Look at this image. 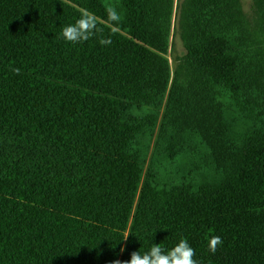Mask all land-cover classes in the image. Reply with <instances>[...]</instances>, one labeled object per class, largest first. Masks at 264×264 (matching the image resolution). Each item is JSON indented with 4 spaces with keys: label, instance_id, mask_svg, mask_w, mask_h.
<instances>
[{
    "label": "trees",
    "instance_id": "1",
    "mask_svg": "<svg viewBox=\"0 0 264 264\" xmlns=\"http://www.w3.org/2000/svg\"><path fill=\"white\" fill-rule=\"evenodd\" d=\"M191 1L193 11L230 2ZM83 11L67 0H0V264H126L181 238L198 264H264V121L241 143L211 119L217 128L202 136L221 177L158 186L131 149L140 126L124 112L164 96L152 76L167 50L137 26L111 34L98 17L101 33L65 42L63 27ZM100 36L112 43L101 46ZM188 43L202 94L250 90L252 60L226 37L200 30ZM168 151L179 153L176 144ZM217 235L212 254L207 241Z\"/></svg>",
    "mask_w": 264,
    "mask_h": 264
},
{
    "label": "rangeland",
    "instance_id": "2",
    "mask_svg": "<svg viewBox=\"0 0 264 264\" xmlns=\"http://www.w3.org/2000/svg\"><path fill=\"white\" fill-rule=\"evenodd\" d=\"M67 1L104 22L106 9L113 7L120 15L117 28L140 27L152 37L154 45L159 42L162 46L158 47L167 50L166 55L154 59L152 76V84L163 87L164 96L151 105H134L124 112L125 121L140 126L130 146L142 162L144 177L152 170L158 186L181 182L198 186L218 180L221 171L202 136L217 128L211 119H219L238 140L240 133L248 136L264 121V0H230L225 9L204 7L194 11L191 0L182 4L179 0ZM176 21L183 23L178 36ZM200 30L220 33L230 41L235 55L252 60L251 72L245 66L249 91L223 98L216 93L202 94L196 87L203 81L196 73L195 56L187 47H192L188 41ZM172 144L179 152L175 158L168 151Z\"/></svg>",
    "mask_w": 264,
    "mask_h": 264
},
{
    "label": "clouds",
    "instance_id": "3",
    "mask_svg": "<svg viewBox=\"0 0 264 264\" xmlns=\"http://www.w3.org/2000/svg\"><path fill=\"white\" fill-rule=\"evenodd\" d=\"M107 20L105 23L110 26L111 34H115L118 30L117 25L120 21V15L113 7L106 9ZM102 29L99 27L98 18L94 13L84 10L79 19L74 24L64 26L60 34L61 38L69 44H82L89 39L101 33ZM101 46H108L112 43L109 38L100 36L98 40ZM14 73L19 75L20 69H13ZM128 237L126 236V240ZM223 244L220 236H211L208 241V251L215 254L218 246ZM123 251V249L121 250ZM196 253L190 246L186 238H181L179 242L171 249L165 250L160 244H153L148 252L141 255L140 250L131 254L130 261L126 264H198L194 259ZM116 264H120L119 261Z\"/></svg>",
    "mask_w": 264,
    "mask_h": 264
}]
</instances>
